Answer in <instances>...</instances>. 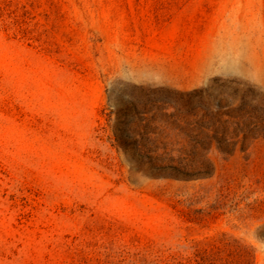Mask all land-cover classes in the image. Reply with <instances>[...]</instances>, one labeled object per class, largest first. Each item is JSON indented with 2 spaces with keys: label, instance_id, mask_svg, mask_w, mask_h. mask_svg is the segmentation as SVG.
<instances>
[{
  "label": "rangeland",
  "instance_id": "374dc122",
  "mask_svg": "<svg viewBox=\"0 0 264 264\" xmlns=\"http://www.w3.org/2000/svg\"><path fill=\"white\" fill-rule=\"evenodd\" d=\"M258 122L264 0H0V264H132L219 234L264 264V138L235 135Z\"/></svg>",
  "mask_w": 264,
  "mask_h": 264
},
{
  "label": "trees",
  "instance_id": "16d2710c",
  "mask_svg": "<svg viewBox=\"0 0 264 264\" xmlns=\"http://www.w3.org/2000/svg\"><path fill=\"white\" fill-rule=\"evenodd\" d=\"M258 132L264 138V122H258L257 124H251L250 126H245L239 128L238 132H235L236 136L243 135L247 136L248 133ZM243 141L233 140L231 142L227 141H217L216 148L219 152L232 155L238 149H243L245 147ZM124 147V146H123ZM134 147V148H133ZM135 151L139 146H133ZM157 151L152 150V154L155 156V160L158 158ZM148 162L154 165V158L152 156H146ZM154 170L165 171L176 177L188 176L191 177L187 172H183L181 168L175 165H165L163 167H155ZM220 238H226L227 242L224 244L213 245L211 242L205 243L206 241L197 242V247H202L195 249L190 254H178L171 255L165 254L163 252L147 251L145 254L137 253L133 256L132 264H255L252 249L247 245L242 244L236 239L227 238L225 234H219ZM194 242L193 244H195ZM227 257V260H223ZM128 257H120V264H125ZM232 259V260H229Z\"/></svg>",
  "mask_w": 264,
  "mask_h": 264
}]
</instances>
